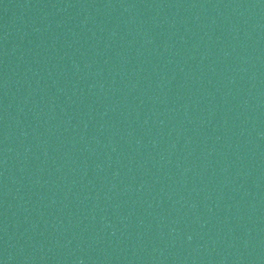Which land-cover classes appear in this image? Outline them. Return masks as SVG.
Masks as SVG:
<instances>
[{"label":"water","instance_id":"water-1","mask_svg":"<svg viewBox=\"0 0 264 264\" xmlns=\"http://www.w3.org/2000/svg\"><path fill=\"white\" fill-rule=\"evenodd\" d=\"M0 264H264V0H0Z\"/></svg>","mask_w":264,"mask_h":264}]
</instances>
